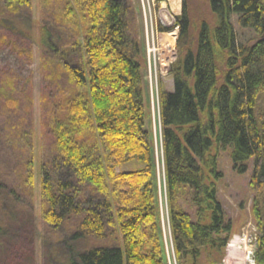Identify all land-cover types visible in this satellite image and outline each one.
Here are the masks:
<instances>
[{"label":"trees","instance_id":"obj_1","mask_svg":"<svg viewBox=\"0 0 264 264\" xmlns=\"http://www.w3.org/2000/svg\"><path fill=\"white\" fill-rule=\"evenodd\" d=\"M207 2L213 22L193 23L184 0L174 90L160 96L176 261L217 262L228 244L233 223L216 181L223 177L218 153L229 150L237 173L254 160L250 185L263 199L254 214L264 264V118L257 113L264 0ZM134 15L129 1L42 0L43 217L51 229L67 232L68 264H167ZM234 15L256 41L239 40ZM32 23L31 0H0V49L30 61ZM31 83L0 75V248L5 220L33 222ZM130 163L135 168L117 170ZM181 198L194 214L179 205Z\"/></svg>","mask_w":264,"mask_h":264},{"label":"rangeland","instance_id":"obj_2","mask_svg":"<svg viewBox=\"0 0 264 264\" xmlns=\"http://www.w3.org/2000/svg\"><path fill=\"white\" fill-rule=\"evenodd\" d=\"M31 1L33 23L31 30L32 42L30 44L32 45V59L30 61L25 60V57L18 56L9 48L0 49V75L3 72L15 74L21 83L27 78L32 80L30 90L33 98V222L21 224L16 219L7 224L9 221L5 220L8 235L3 239L2 248H0V264H68L67 250L63 243L67 232L51 229V226L46 223L43 217L44 200L41 162L44 134L41 117L42 93L46 82L42 72V48L40 46L42 0ZM121 1H129L135 12L133 29L142 48L141 60L143 64L146 113L156 153L164 249L167 264H177L165 187L160 96L161 92L165 90H174L172 66L183 51V47L179 48L177 43L179 37L177 17L183 12L184 0H181L180 7L177 6V3L175 5L172 0ZM185 3L193 23L204 18L213 22V14L207 0H185ZM163 12L171 17L173 24L171 27H168L162 20ZM232 21L240 41L248 43L251 40L256 41L258 39L259 36L255 32L240 28L237 16L234 15ZM174 30H177L174 50L168 56L162 38L165 35H170ZM192 33H196L195 29ZM19 43L22 44L21 41ZM153 50H156V52ZM257 113L264 118V93L258 98ZM135 165L130 163L117 170H131L135 168ZM218 169L223 173V177L216 181L218 196L224 205L227 218L232 220L233 229L229 235L228 244L218 261L214 262L213 259L209 258V262L205 263L258 264L261 230L255 218L254 205L259 204L261 207L263 199L252 190L250 185L254 160L249 161V170L240 174L233 169L230 151H220L218 153ZM183 198H181L179 205L194 214L195 210L189 206L188 200L186 201ZM79 247L80 245H76V248ZM249 252H251L250 256Z\"/></svg>","mask_w":264,"mask_h":264},{"label":"bare ground","instance_id":"obj_3","mask_svg":"<svg viewBox=\"0 0 264 264\" xmlns=\"http://www.w3.org/2000/svg\"><path fill=\"white\" fill-rule=\"evenodd\" d=\"M172 2L176 5V3H177V6L178 7H180L181 6V0H172ZM162 20H164V22H165V24H167V25H171L172 24V19H171V17H168L167 16V13H164L163 12V14H162ZM177 30L176 31H174L173 32V34L172 35H168V36H166L165 35V37L164 38H162V40L164 39V44H165V48H166V52H167V55H168V49L169 48H172L173 46H174V35H176L177 33Z\"/></svg>","mask_w":264,"mask_h":264},{"label":"built area","instance_id":"obj_4","mask_svg":"<svg viewBox=\"0 0 264 264\" xmlns=\"http://www.w3.org/2000/svg\"><path fill=\"white\" fill-rule=\"evenodd\" d=\"M173 24H171V25H167L168 27H171ZM178 27V26H177ZM179 28V27H178ZM174 31H176V30H174ZM173 31V32H174ZM166 34V33H165ZM173 33L171 32V34L170 35H172ZM177 35V34H176ZM176 35H174V41H176ZM166 36H168V35H166ZM175 43V42H174ZM173 50H174V46L172 47V48H169V50H168V56H170L171 55V53L173 52ZM154 52H156V50H153ZM251 255V252H249V256Z\"/></svg>","mask_w":264,"mask_h":264}]
</instances>
